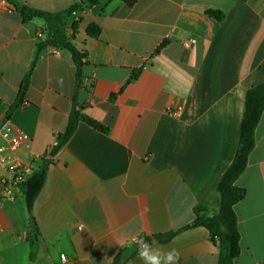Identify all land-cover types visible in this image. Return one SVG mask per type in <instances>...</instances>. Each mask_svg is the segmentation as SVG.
I'll return each instance as SVG.
<instances>
[{
	"label": "crops",
	"instance_id": "1",
	"mask_svg": "<svg viewBox=\"0 0 264 264\" xmlns=\"http://www.w3.org/2000/svg\"><path fill=\"white\" fill-rule=\"evenodd\" d=\"M7 2L0 3V111L32 137L36 169L49 165L33 207L34 259L24 192L0 203V235L28 247L32 264H113L123 248L175 233L149 244L177 249L179 264H218L209 230L191 226L197 206L217 213L216 188L237 152L247 91L264 82V0ZM74 5L66 34L87 54L82 67L69 51L46 47L9 114L46 38L45 21H24L17 7L55 14ZM91 23L101 29L97 38L87 35ZM74 111L108 132L81 120L52 155ZM235 185L246 195L234 206L241 246L234 264H264V110ZM127 264L144 262L137 253Z\"/></svg>",
	"mask_w": 264,
	"mask_h": 264
},
{
	"label": "trees",
	"instance_id": "2",
	"mask_svg": "<svg viewBox=\"0 0 264 264\" xmlns=\"http://www.w3.org/2000/svg\"><path fill=\"white\" fill-rule=\"evenodd\" d=\"M90 3H97L99 0H86ZM127 4L131 5L136 0H124ZM247 1V0H242ZM80 5H74L73 7L55 14H49L37 10H33L26 7H17L22 13L23 20L29 21L33 18H41L46 24V38L44 41L39 42L37 47V54L33 61L32 67L26 77L24 78L21 89L18 96V102L13 106L9 112L11 114L16 109L22 99L24 98L26 91L29 87L30 77L32 70L34 69L39 54L48 46L61 48L69 51L72 54L73 60L77 67L80 69L83 65V61L86 59L87 54L84 50L78 49L71 39L67 36L66 31L69 22L73 15L76 14ZM207 13L215 17L218 21H222L225 14L219 10H208ZM76 24L72 25L75 28ZM87 35L91 38L99 37L101 33L100 27L91 23L87 27ZM165 45L157 49V52ZM138 72H134L132 79L136 78ZM264 110V82L258 86H254L247 91L246 104L244 117L241 123L240 140L237 148L236 155L223 173L217 188L216 193L218 195V211L214 215H207L204 206H197L195 211L197 218L191 227L203 226L209 230L213 242L219 248V261L218 264H234L235 260L241 253L240 246V233L238 229L237 215L234 211V206L246 195V190L239 188L235 185L238 177L244 172L248 157L251 151L255 147V131L261 119ZM86 121L96 129L102 132H108V128L102 124L90 119L87 116L80 115L78 111H74L70 117L69 124L66 131L63 134H59L56 137L55 145L51 150V154L55 155L74 134L79 121ZM49 162L45 161L38 169L34 170L29 179L23 186V192L25 195L27 211L29 214V221L31 230L26 236V240L31 246V258L34 259L36 255V249L39 241V230L36 225L33 216L34 202L41 192L46 180V173ZM175 233L167 235H155L152 238H145L143 241L151 243L153 240L167 241L173 237ZM138 253V246L132 248H123L119 254L113 260V264H127Z\"/></svg>",
	"mask_w": 264,
	"mask_h": 264
},
{
	"label": "built area",
	"instance_id": "3",
	"mask_svg": "<svg viewBox=\"0 0 264 264\" xmlns=\"http://www.w3.org/2000/svg\"><path fill=\"white\" fill-rule=\"evenodd\" d=\"M0 3L10 6L7 0ZM32 147V137L0 111V203L23 194L24 184L36 169ZM61 258L66 260L64 255Z\"/></svg>",
	"mask_w": 264,
	"mask_h": 264
},
{
	"label": "rangeland",
	"instance_id": "4",
	"mask_svg": "<svg viewBox=\"0 0 264 264\" xmlns=\"http://www.w3.org/2000/svg\"><path fill=\"white\" fill-rule=\"evenodd\" d=\"M0 262L2 264H32L28 247L10 234L0 235Z\"/></svg>",
	"mask_w": 264,
	"mask_h": 264
},
{
	"label": "clouds",
	"instance_id": "5",
	"mask_svg": "<svg viewBox=\"0 0 264 264\" xmlns=\"http://www.w3.org/2000/svg\"><path fill=\"white\" fill-rule=\"evenodd\" d=\"M138 255L144 264H179L180 260V252L177 249L154 248L143 240L138 242Z\"/></svg>",
	"mask_w": 264,
	"mask_h": 264
}]
</instances>
